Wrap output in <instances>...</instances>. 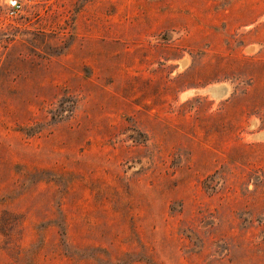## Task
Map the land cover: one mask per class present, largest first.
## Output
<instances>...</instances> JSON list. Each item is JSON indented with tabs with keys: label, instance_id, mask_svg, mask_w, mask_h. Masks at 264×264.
<instances>
[{
	"label": "rangeland",
	"instance_id": "374dc122",
	"mask_svg": "<svg viewBox=\"0 0 264 264\" xmlns=\"http://www.w3.org/2000/svg\"><path fill=\"white\" fill-rule=\"evenodd\" d=\"M0 0V264H264V0Z\"/></svg>",
	"mask_w": 264,
	"mask_h": 264
},
{
	"label": "built area",
	"instance_id": "2783aa9c",
	"mask_svg": "<svg viewBox=\"0 0 264 264\" xmlns=\"http://www.w3.org/2000/svg\"><path fill=\"white\" fill-rule=\"evenodd\" d=\"M4 4L7 7L8 16L11 18H16L23 11V0H5Z\"/></svg>",
	"mask_w": 264,
	"mask_h": 264
}]
</instances>
